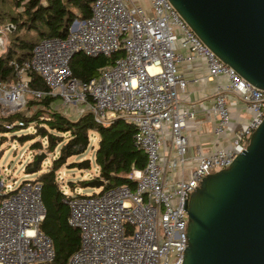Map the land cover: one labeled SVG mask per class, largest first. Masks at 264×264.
<instances>
[{
    "label": "built area",
    "instance_id": "built-area-1",
    "mask_svg": "<svg viewBox=\"0 0 264 264\" xmlns=\"http://www.w3.org/2000/svg\"><path fill=\"white\" fill-rule=\"evenodd\" d=\"M150 5L147 13L125 0H93L90 16L74 20L65 38L41 39L29 60L11 61L16 79L0 80V118L27 105L26 94L54 96L66 109L83 107L97 123L126 119L135 127V145L146 156L144 168L130 174L133 186L113 185L93 195L64 193L68 223L80 233L79 248L65 264H182L191 193L206 175L227 168L246 149L264 117L263 89L220 60L169 0H150ZM13 28L0 24V54ZM178 43L186 54L178 52ZM119 49L123 55L99 68L96 76H72L69 61L75 53L108 57ZM195 57L203 59L210 79H226L212 100L214 132L220 135L231 123V93L252 115L234 131L228 147L208 153L198 147L188 156L184 128L195 108L179 100L177 89H184L188 80L177 65H189ZM30 71L41 77L47 91L29 85ZM14 124L26 126L18 118L7 127ZM166 130L171 143L162 151ZM173 171L179 178L168 176ZM41 188L36 180L16 188L0 180V264L53 261L52 240L40 228L46 213Z\"/></svg>",
    "mask_w": 264,
    "mask_h": 264
},
{
    "label": "water",
    "instance_id": "water-1",
    "mask_svg": "<svg viewBox=\"0 0 264 264\" xmlns=\"http://www.w3.org/2000/svg\"><path fill=\"white\" fill-rule=\"evenodd\" d=\"M169 1L220 60L264 90V0ZM45 157L37 154L26 171H36ZM78 163L87 168L90 162ZM185 208L182 264H264V117L246 149L227 168L206 175Z\"/></svg>",
    "mask_w": 264,
    "mask_h": 264
},
{
    "label": "trees",
    "instance_id": "trees-1",
    "mask_svg": "<svg viewBox=\"0 0 264 264\" xmlns=\"http://www.w3.org/2000/svg\"><path fill=\"white\" fill-rule=\"evenodd\" d=\"M92 2L93 0H13L15 7L22 8V11L12 14L0 10V24L7 20L14 26L8 33L5 50L0 54V80H15L16 73L11 61L22 63L29 60L34 46L41 39L65 38L74 20L90 16ZM122 55V49L108 57L75 53L69 61L72 76L88 80L97 75L99 68ZM28 76L32 88L44 91L49 89L37 73L30 71ZM56 103L60 101L54 96L44 95L39 99L30 97L27 101L28 108L31 109L32 105L36 107L31 115L16 112L0 118V132L19 127L14 124L12 128H8L7 125L22 118L26 126L33 125L35 134L46 138L48 148L53 149L58 142L63 143L60 154L52 161L50 169L41 173L36 180L41 183V199L46 209L40 228L50 237L55 250L53 261L44 264H65L79 248L80 233L68 223V206L64 202L65 195L55 183V173L66 164L69 157L85 152L90 144L89 132L94 131L98 135L95 151V162L99 166L97 178L104 181L105 189L113 185L133 186L135 180L130 177L132 170L143 169L146 161L144 152L134 143L135 127L126 119L115 118L104 125L97 123L89 111L70 118L54 107ZM58 133H68L69 136L64 140ZM18 138L26 141L33 139V136L23 134ZM31 147L42 150L39 141L33 142ZM31 164L32 162L27 168Z\"/></svg>",
    "mask_w": 264,
    "mask_h": 264
},
{
    "label": "rangeland",
    "instance_id": "rangeland-1",
    "mask_svg": "<svg viewBox=\"0 0 264 264\" xmlns=\"http://www.w3.org/2000/svg\"><path fill=\"white\" fill-rule=\"evenodd\" d=\"M0 10L13 14L17 11H22V8L15 7L13 0H0ZM9 23L5 20L3 24L7 25ZM30 97L29 94H26L27 101ZM54 107L70 118H76L80 111L83 112L81 109H84L83 107L66 109L60 103H56V106L54 104ZM35 108L32 105L30 109L28 105H25L18 110V113L29 116L35 112ZM23 134H32L33 139L21 141L18 136ZM58 135L63 136L64 140L69 136L68 133H58ZM89 135L90 144L85 152L81 155L69 157L66 164L62 165L55 173V183L58 190L63 194L93 195L105 190V185L99 187L86 185L88 181L99 177V166L95 162L98 135L94 131L89 132ZM36 141L41 142L42 150L31 147V144ZM62 144V142H58L53 149L48 148V141L46 138L35 134L33 125L16 127L0 132V180L5 184H13L14 188L24 181L37 180L41 173L50 169L52 161L60 154ZM43 152L46 157L39 164L37 170L27 172V166L34 159V156ZM84 159H89L90 163L87 168L78 165V162ZM61 175L63 176L62 179H60Z\"/></svg>",
    "mask_w": 264,
    "mask_h": 264
},
{
    "label": "crops",
    "instance_id": "crops-1",
    "mask_svg": "<svg viewBox=\"0 0 264 264\" xmlns=\"http://www.w3.org/2000/svg\"><path fill=\"white\" fill-rule=\"evenodd\" d=\"M128 4L142 6L147 13L151 12L150 0H125ZM178 52L186 54L187 50L177 44ZM179 63L178 71L187 80L184 89L178 87L179 100L185 105H192L195 108L193 119L187 121L184 133L187 136V155L193 156L199 147L203 153L212 151L215 147L226 148L230 145L234 131L244 125L251 117L252 112L246 108L237 97L231 93L228 96V106L230 109L231 123L227 129L217 135L214 132L216 116L212 109L213 96L218 88L226 84L224 77L210 79L207 75V68L203 59L195 57L189 61ZM197 79V81H193ZM164 146L162 151L168 150L171 138L168 130L165 131ZM172 179H177L176 171L168 173Z\"/></svg>",
    "mask_w": 264,
    "mask_h": 264
},
{
    "label": "bare ground",
    "instance_id": "bare-ground-1",
    "mask_svg": "<svg viewBox=\"0 0 264 264\" xmlns=\"http://www.w3.org/2000/svg\"><path fill=\"white\" fill-rule=\"evenodd\" d=\"M31 77V76H30ZM31 81V80H30Z\"/></svg>",
    "mask_w": 264,
    "mask_h": 264
}]
</instances>
